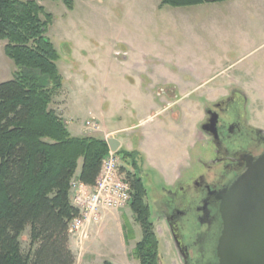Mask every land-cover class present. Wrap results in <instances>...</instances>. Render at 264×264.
I'll list each match as a JSON object with an SVG mask.
<instances>
[{"label":"rangeland","instance_id":"374dc122","mask_svg":"<svg viewBox=\"0 0 264 264\" xmlns=\"http://www.w3.org/2000/svg\"><path fill=\"white\" fill-rule=\"evenodd\" d=\"M71 1L73 10L63 0H39L54 17L47 36L60 54L64 79L51 109L74 137L106 133L123 141L118 154L126 178L141 181L146 205L151 180L169 185L196 161L202 109L230 86L246 92L264 128V0L187 8L161 6L160 0ZM5 46L0 40V84L18 71ZM131 188L130 206L103 213L112 218L101 233L102 252L117 264H140L133 251L143 234ZM125 220L133 228L127 249L120 229ZM151 221L159 263L180 264L164 224ZM29 230L21 238L24 251Z\"/></svg>","mask_w":264,"mask_h":264},{"label":"trees","instance_id":"16d2710c","mask_svg":"<svg viewBox=\"0 0 264 264\" xmlns=\"http://www.w3.org/2000/svg\"><path fill=\"white\" fill-rule=\"evenodd\" d=\"M63 1L73 10L71 0ZM230 1L160 3L187 8ZM53 23L39 0H0V40L18 69L12 81L0 84V264L76 263L70 249V224L78 217L71 203L72 183L80 170L78 181L94 186L110 153L104 138L72 136L51 109L64 80L60 54L47 36ZM131 184L132 211L143 234L133 257L140 264H160L146 191L138 179ZM28 228L24 251L21 238ZM123 230L129 243L133 228L128 220Z\"/></svg>","mask_w":264,"mask_h":264},{"label":"flooded vegetation","instance_id":"af4514ba","mask_svg":"<svg viewBox=\"0 0 264 264\" xmlns=\"http://www.w3.org/2000/svg\"><path fill=\"white\" fill-rule=\"evenodd\" d=\"M195 147L196 161L172 183L150 181L147 206L168 231L180 264H219V196L264 155V128L242 88L230 86L223 97L206 102Z\"/></svg>","mask_w":264,"mask_h":264},{"label":"water","instance_id":"95a60500","mask_svg":"<svg viewBox=\"0 0 264 264\" xmlns=\"http://www.w3.org/2000/svg\"><path fill=\"white\" fill-rule=\"evenodd\" d=\"M111 152L122 144L106 139ZM219 264H264V155L220 194Z\"/></svg>","mask_w":264,"mask_h":264},{"label":"built area","instance_id":"2783aa9c","mask_svg":"<svg viewBox=\"0 0 264 264\" xmlns=\"http://www.w3.org/2000/svg\"><path fill=\"white\" fill-rule=\"evenodd\" d=\"M87 126L98 130L92 122ZM125 172L119 154L110 151L94 186L73 181L71 203L78 211V217L70 224V234L80 242L88 237V226L102 222L104 212L120 211L131 205L132 188Z\"/></svg>","mask_w":264,"mask_h":264},{"label":"crops","instance_id":"0c3cea01","mask_svg":"<svg viewBox=\"0 0 264 264\" xmlns=\"http://www.w3.org/2000/svg\"><path fill=\"white\" fill-rule=\"evenodd\" d=\"M147 101H151V98H149V100ZM150 106L151 108H155L154 102L151 101ZM141 107L143 110L145 109V106L143 105V103L141 104ZM120 131L122 130H118L116 133L120 134ZM103 138L104 139L106 138V133H104ZM116 139H118L123 146V141L117 137ZM79 173H80V170L77 173L76 180H78ZM111 218H112L111 215L107 217L105 216L103 217L102 222L100 224L88 226V229H87L88 237L84 239L82 242H80L78 238L70 235V249L72 250V252L74 253L76 257L75 264H103L104 261L106 260L112 262L113 264H117V262H115V260H113L111 256H107L106 254L102 252L103 248L101 244V233H102V230L106 227L107 221H109ZM120 229L122 232L123 240L125 242V236H124L125 234H124L123 225L121 224V222H120ZM124 247L127 249L128 247L127 243H124Z\"/></svg>","mask_w":264,"mask_h":264}]
</instances>
